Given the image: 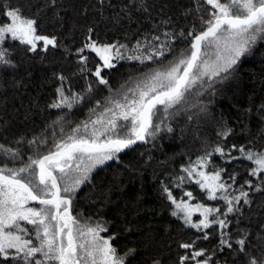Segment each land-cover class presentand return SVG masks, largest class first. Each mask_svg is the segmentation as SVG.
<instances>
[{"label":"trees","instance_id":"16d2710c","mask_svg":"<svg viewBox=\"0 0 264 264\" xmlns=\"http://www.w3.org/2000/svg\"><path fill=\"white\" fill-rule=\"evenodd\" d=\"M0 3L4 4L0 24L7 22L4 11L19 8L24 16L36 21L37 34L56 39V46L50 45L46 51L37 44V50L32 52L28 45L11 39L3 45L9 49L12 63L0 64V143L19 149L23 162L28 156L47 154L78 124L96 119L105 107H113L110 101L122 100L125 93L131 97L128 89L134 88L150 71L175 62L181 51L190 48L188 33L201 30V16L208 18L210 10L204 0H0ZM91 41L98 45H125L121 51L126 55L133 54L131 50L137 46L145 54L162 44L171 51L163 58L143 64L127 59L116 61L115 68L102 72L108 80L107 85H102L93 75L102 64L100 58L90 49L78 52ZM82 56L87 57L84 63ZM60 76L65 79L60 80ZM205 82L202 88L197 85L193 89L186 105L169 110L175 115L161 123L155 136L125 149L118 159L93 168L70 194L72 215L81 225L106 227L107 231L99 235L105 239L115 237L111 243L117 255L128 253L125 264H180L181 256L197 249L215 252L214 264H248L252 258L264 259V183L248 175L254 165L232 149L236 145L237 149L243 146L246 150L264 151V41L242 56L230 73H222L212 81L205 77ZM61 86L74 103L71 109L51 107L60 99L57 89ZM73 94L83 99L75 103L71 100ZM229 129V135L223 136ZM33 140L36 144L30 146L28 142ZM218 145L239 159L214 154L207 171L225 169L222 178L228 183H232L230 176L236 177L229 193L238 195L241 185L249 193V202L245 204L241 199L235 205L237 210L227 217L226 231L232 248L224 247L223 251H220V230L214 226L206 230L208 240L197 239L203 232L188 226L181 215H172L175 206L164 191L167 186L178 200L188 199L183 193L191 191L196 199L190 203H204L226 211L223 200H208L206 193L183 171ZM20 164L18 161L9 166ZM71 176L75 178L80 173L73 172ZM181 176L185 180L177 187ZM245 180H251L253 187L244 184ZM257 187L259 191L255 190ZM199 219L196 217L195 221ZM245 236V250L241 252L236 241ZM192 241L196 242L195 249L180 247ZM187 264L194 262L189 260Z\"/></svg>","mask_w":264,"mask_h":264},{"label":"snow or ice","instance_id":"6c2138e0","mask_svg":"<svg viewBox=\"0 0 264 264\" xmlns=\"http://www.w3.org/2000/svg\"><path fill=\"white\" fill-rule=\"evenodd\" d=\"M204 3L210 6L208 18L201 16V30L188 33L191 37L190 48L181 51L179 58L175 62L170 61L168 67L150 71L134 88H129L131 97L125 93L122 100L110 101L113 107H105L96 119L78 124L65 140L56 142L47 154L28 156L26 162H23L19 149L0 143V160L3 161L0 163V264H125L128 253L117 255L111 243L115 237L105 239L99 235L107 231L106 227L100 224L95 227L81 225L72 215L70 194L97 165L118 159V154L125 149L155 136L161 123L175 115L169 110L186 105L194 94L193 89L197 85L201 88L205 85V77L212 81L215 77H221L222 73H230L242 56L259 41H264V0H204ZM2 8L4 4L0 3ZM3 15L7 22L0 24V64L12 63L9 49L3 47L8 39L28 45L32 52L37 50V44L41 41L45 51L50 45L56 46L55 37L37 34L36 21L24 16L19 8L9 7ZM153 39L159 40V37ZM126 47L98 45L91 41L78 52L90 49L96 53L102 64L96 67L93 75L100 84L107 85L108 80L102 72L115 68L114 60H135L143 64L163 58L167 51H171L162 44L145 54L137 46L131 50L133 54L126 55L121 51ZM86 61L87 57L82 56L81 62ZM59 79L65 78L60 76ZM57 93L60 99L51 107L67 106L71 109L74 106L65 95L63 86L57 89ZM81 99L83 97L78 98V94L71 97L75 103ZM90 111L95 112V109ZM188 119L191 120L192 116ZM168 130L172 129L169 127ZM230 131L222 135L227 137ZM28 143L32 146L36 141ZM232 149L239 151L244 159L254 165L248 175L264 183V176L261 175L264 174V151L246 150L243 146L237 149L236 145H232ZM214 154L228 155L230 160L239 159L218 145L183 171L206 193L208 200H223L227 205L226 211L204 203H190L196 199L191 191L183 193L188 199L179 200L167 186L164 191L175 206L172 215L182 214L181 218L188 226L203 232V236L197 239L208 240L209 232L206 230L214 226L220 230V251H223L224 247L232 248L226 231L229 227L227 217L237 210L235 205L241 199L245 204L249 202V193L243 190V185L238 195L229 193L236 177L230 176L232 183H228L222 178L225 169L203 170L208 167ZM18 161L21 162L20 166H9ZM73 172L80 173V176L73 178ZM178 180L180 183L176 186L180 187L185 177H178ZM244 184L253 187L251 180H245ZM255 190L259 191L260 188ZM194 213H199L201 218L198 221H193ZM236 243L244 252L246 236ZM195 244L192 241L180 247L192 250ZM214 254L207 249L192 250L180 257V264H187L189 260L194 264H214ZM248 264H264V259L252 258Z\"/></svg>","mask_w":264,"mask_h":264},{"label":"rangeland","instance_id":"374dc122","mask_svg":"<svg viewBox=\"0 0 264 264\" xmlns=\"http://www.w3.org/2000/svg\"><path fill=\"white\" fill-rule=\"evenodd\" d=\"M38 45H39V43H38ZM50 48V46H48V49ZM40 49L41 50H43V42L41 43V45H40ZM116 61L114 60L113 61V63H115ZM99 166H101V165H97L96 167H99ZM203 170H205V171H207V169H203ZM187 174V173H186ZM189 179V178H188ZM190 180V179H189ZM192 182H194V180H191ZM218 195H219V193H218ZM182 215V214H181ZM196 217H199V218H201L200 217V215H199V213H194L193 214V217H192V219H193V221H195V219H196Z\"/></svg>","mask_w":264,"mask_h":264},{"label":"water","instance_id":"95a60500","mask_svg":"<svg viewBox=\"0 0 264 264\" xmlns=\"http://www.w3.org/2000/svg\"><path fill=\"white\" fill-rule=\"evenodd\" d=\"M52 48H54V47H52ZM141 142L140 141H138L136 144H134V145H132L131 147H134V146H136V145H138V144H140ZM130 147V148H131Z\"/></svg>","mask_w":264,"mask_h":264},{"label":"flooded vegetation","instance_id":"af4514ba","mask_svg":"<svg viewBox=\"0 0 264 264\" xmlns=\"http://www.w3.org/2000/svg\"><path fill=\"white\" fill-rule=\"evenodd\" d=\"M38 43H39V45H41L42 41L41 42H38Z\"/></svg>","mask_w":264,"mask_h":264}]
</instances>
